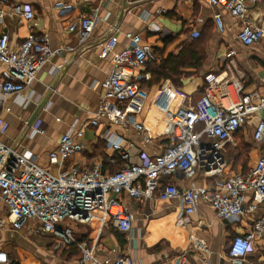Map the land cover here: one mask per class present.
Instances as JSON below:
<instances>
[{"label":"crops","instance_id":"0c3cea01","mask_svg":"<svg viewBox=\"0 0 264 264\" xmlns=\"http://www.w3.org/2000/svg\"><path fill=\"white\" fill-rule=\"evenodd\" d=\"M16 5L32 9L35 18L25 19L14 10ZM98 7L101 8V19L89 38L90 47L77 57L66 54L52 58L23 93L12 96L6 106L0 108L2 140L21 152L32 153L40 165L55 171L49 152L55 149L61 136L70 128L83 127L95 117L103 99L101 82L111 72L113 62L110 56L101 55L94 45L111 34L118 39L116 50L119 51L128 45L127 32L140 33L144 43L152 48L155 56L152 62L155 61V66H158L163 57L177 54L185 42L197 39L191 37L193 30L202 32L207 29L206 60L200 70L189 69L190 74L182 78L178 87L170 79L152 83L150 78L146 82L148 96L142 113L135 119L149 128L151 142L144 144L142 134L131 126L109 124L102 119L100 125L85 128V150L68 165L82 161L92 167L100 163L105 171L110 172L121 167L125 162L118 151L107 146L104 139L106 132L124 149L130 150L133 161H137L142 153L153 155L163 151L172 138L168 133L171 124L165 113L178 106H189L199 98L205 86V74L220 70L231 49L236 51L238 65L246 73V91H264V38L250 47L242 45L237 40L240 24L229 15L224 16L225 31L221 32L213 19L215 8L207 0H9L5 7L6 15L0 21V33L8 32L12 49L34 33L45 35L54 47L62 44L76 46L78 37L68 32L69 25L90 15ZM249 16L255 23L264 25V2L251 7ZM167 38L172 40L166 44ZM149 66L141 72H149ZM4 71L0 63V76ZM44 100L45 105L33 123L43 132L33 133L29 120ZM28 127L29 133H24ZM253 130V124L243 130L245 141L251 145L247 170L264 156V141L254 143ZM204 141L209 142L206 138ZM223 153L225 157L233 158V151H228L226 147ZM234 163H227L226 175L247 171L241 163ZM161 183H174L181 189L192 184L204 187L214 185L215 178L200 170L190 179L181 174L162 176ZM252 198L253 192H247L245 204L249 205ZM120 199L124 207L137 214L129 232H120L110 219L103 226L102 212H96V218L91 223L78 224L73 229L78 242L92 243L98 239L101 257L114 256L123 251L133 255L136 264H175L182 254L190 263L196 264H264V233L253 242L243 260L236 262L228 253L231 240L250 229L254 220L264 212V205L233 221L220 219L214 209L201 204L196 215L182 222L184 214L180 199L164 202L155 197L141 201L127 194ZM6 215L4 206L0 204V219L7 221ZM114 231L125 236L124 244L119 242ZM17 241L28 242L34 248V255L30 254L24 262L13 258L12 249ZM57 241L53 234L30 233L27 226L19 231L8 224L0 226L1 249L13 264H80L77 244L76 259L67 260L62 255L63 249L57 251Z\"/></svg>","mask_w":264,"mask_h":264},{"label":"built area","instance_id":"2783aa9c","mask_svg":"<svg viewBox=\"0 0 264 264\" xmlns=\"http://www.w3.org/2000/svg\"><path fill=\"white\" fill-rule=\"evenodd\" d=\"M8 1L0 0V21L6 15ZM207 1L215 8L213 19L221 32L225 31L224 16L229 15L240 24L237 40L242 45L250 47L264 38V25L255 23L249 16V9L264 0ZM14 10L27 20L35 18V12L30 8L16 5ZM100 11V7L95 8L90 15L69 25L68 32L77 34L76 46L54 47L45 35L34 33L12 49L8 32H1L0 63L5 71L0 76V108L5 107L12 96L23 93L52 58L66 54L77 57L90 47L89 38L101 19ZM199 36V30L191 32V37ZM126 37L128 45L119 51L114 34L94 45L101 55L110 56L113 68L101 82L103 99L95 117L83 127L70 128L49 152L55 171L40 165L32 153L21 152L5 143L0 124V204L5 208L7 224L13 230H23L27 226L30 233L53 234L58 239L57 244L65 242L70 246L76 243L80 264H136L134 256L123 251L101 257L99 240L78 242L69 225V222L89 224L98 211L103 213V226L110 219L120 232H129L137 214L123 206L120 199L123 194L141 201L155 197L164 202L180 199L184 214L182 222L196 215L201 204L214 209L220 219L233 221L264 205V156L246 173H225L227 161L223 151L227 143L234 141L236 132L253 124V142L264 141V91H246V73L239 67L233 49L226 54L220 70L205 74V90L199 98L189 106H178L165 113L171 124L168 133L174 142L163 151L153 155L142 153L137 161H133L130 150L124 149L106 132L107 146L118 151L125 162L121 167L110 172L100 163L92 167L82 161L68 165L85 150V128L100 125L102 119L109 124L133 127L142 134L144 144L152 141L149 128L137 122L135 116L141 114L145 106L146 82L151 78L150 72L141 70L155 56L140 33L127 32ZM6 110L10 111V108L6 107ZM31 126L33 133L43 132L37 124ZM24 133H29V127ZM205 138L209 142H205ZM200 170L215 178V184L204 187L192 184L181 189L174 183H161L162 176L181 174L190 179ZM249 191L253 192V198L246 205ZM113 207L118 211L112 212ZM4 221L0 219L1 227H4ZM263 233L264 212L247 232L231 240L230 257L236 262L243 260L253 242ZM0 264H13L1 244ZM175 264L196 263H190L182 254Z\"/></svg>","mask_w":264,"mask_h":264},{"label":"trees","instance_id":"16d2710c","mask_svg":"<svg viewBox=\"0 0 264 264\" xmlns=\"http://www.w3.org/2000/svg\"><path fill=\"white\" fill-rule=\"evenodd\" d=\"M208 33L209 31L207 29L200 32V36L197 39L191 42H185L182 45L181 50L177 54L170 53L166 57H163L158 66H155L157 65L155 61L150 62L149 64L151 66H149L148 69L151 73L152 83H156L157 81H160L162 79H170L178 87L181 83L182 78L187 77L190 74V72H188L189 69H195V71L200 70L206 60V43L208 39ZM171 40L172 38H167L166 44ZM204 90L205 86H203L202 94L204 93ZM236 138L244 141L243 130H239L238 132H236L235 139ZM173 142L174 141L170 139L168 145L172 144ZM240 145L241 146L236 145V147L234 148L236 154H233V158L235 159L236 163L240 161L242 155V152H240L239 149H244L247 152V155H249V152L251 150V145L247 142H242ZM240 162V165L242 167H245L248 161L242 160ZM248 171L249 170L245 171L244 173ZM114 234L118 238L119 242L121 244H124L125 236L120 234L118 231H114ZM73 247L76 248L75 246ZM77 255L78 254L76 252V256Z\"/></svg>","mask_w":264,"mask_h":264},{"label":"rangeland","instance_id":"374dc122","mask_svg":"<svg viewBox=\"0 0 264 264\" xmlns=\"http://www.w3.org/2000/svg\"><path fill=\"white\" fill-rule=\"evenodd\" d=\"M234 142L235 143H227L226 144V149L229 151L230 150V152H232L233 151V153H235L236 154V151H235V147H236V145H234V144H237V145H239V146H241L240 144L242 143V142H246L245 141V138H244V141H241L240 139H235L234 140ZM101 148L102 147H100L99 148V150H101ZM239 151L240 152H242V155H241V159H240V161H242V160H244V161H248L249 160V155H247V152L244 150V149H239ZM237 152H238V150H237ZM233 153H232V155H233ZM226 158V161H227V163L229 164V162H235L234 160H233V158H230V157H228V156H226L225 157ZM239 161V163H241ZM234 165H236V162L234 163ZM236 168L238 167V166H235ZM244 169H246L247 168V165L245 166V167H243ZM116 209H117V207H116ZM118 210V209H117ZM98 212V211H97ZM68 222V221H67ZM5 225L7 224V221H4L3 222ZM69 225L71 226V228H73L74 229V227H76V226H78V224H75V223H70L69 222ZM77 228V227H76ZM55 237V239H56V236H54ZM32 238V237H31ZM30 238V239H31ZM43 240H45L44 238H42ZM30 243H28L27 242V244H24L22 241H17L15 244H14V247H13V251H12V254H13V258H16V259H20V261L21 262H24L29 256H30V254H33L34 255V253L32 252L33 251V247H32V245H29ZM58 245V248H57V251H59V250H62V252H63V256L65 257V259H67V260H74V259H76V248H74V247H72V246H69V245H66L65 244V242L63 243V242H60L59 244H57ZM75 247H76V243H75V245H74ZM69 247V248H68Z\"/></svg>","mask_w":264,"mask_h":264},{"label":"water","instance_id":"95a60500","mask_svg":"<svg viewBox=\"0 0 264 264\" xmlns=\"http://www.w3.org/2000/svg\"><path fill=\"white\" fill-rule=\"evenodd\" d=\"M46 100H44L43 102H40L35 110V112H33L30 120H29V125H33L34 121L38 118L40 112L42 111L44 105H45Z\"/></svg>","mask_w":264,"mask_h":264},{"label":"bare ground","instance_id":"6f19581e","mask_svg":"<svg viewBox=\"0 0 264 264\" xmlns=\"http://www.w3.org/2000/svg\"><path fill=\"white\" fill-rule=\"evenodd\" d=\"M118 210L116 209V207L112 208V212H117Z\"/></svg>","mask_w":264,"mask_h":264}]
</instances>
